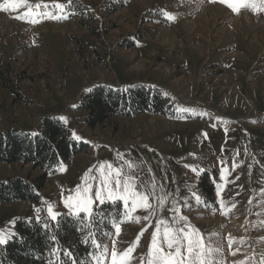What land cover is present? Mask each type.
<instances>
[{"label": "rangeland", "instance_id": "rangeland-1", "mask_svg": "<svg viewBox=\"0 0 264 264\" xmlns=\"http://www.w3.org/2000/svg\"><path fill=\"white\" fill-rule=\"evenodd\" d=\"M19 2L18 9L0 10V130L38 133L46 118L57 115L88 151L48 176L42 204L1 203L0 232L9 240L18 218H49L48 204L58 218L74 215L64 200L86 181L95 199L99 165L106 162L121 169L124 179L133 177L139 191L154 193L149 202L155 214L145 221L148 210L105 199L121 204L122 216L102 244L108 248L104 264H110L114 240L123 251L143 228L130 264H146L157 221L178 228L185 224L181 215L206 246L218 249L210 254L212 264H262L264 12L236 13L210 0ZM29 8L61 18H14ZM138 37L145 41L144 53L134 47ZM103 76L122 83L149 77L168 99L165 114L116 115L90 128L78 106L91 92L87 83ZM39 173L31 163H0V179ZM101 205L96 201L94 209ZM101 253L103 247L78 264H96L93 255Z\"/></svg>", "mask_w": 264, "mask_h": 264}, {"label": "trees", "instance_id": "trees-1", "mask_svg": "<svg viewBox=\"0 0 264 264\" xmlns=\"http://www.w3.org/2000/svg\"><path fill=\"white\" fill-rule=\"evenodd\" d=\"M167 100L161 91L142 84L117 88L104 83L94 86L78 110L86 112L85 124L94 129L116 115L165 114ZM87 151L88 144L78 142L64 121L56 117L46 118L38 133L16 127L0 130V163H31L40 170L37 176L0 179V204L16 200L42 204L41 192L48 176L63 161ZM204 189L209 187L204 185ZM121 207L119 203H103L95 209L92 221L83 214L62 215L56 221H50L45 215L39 221L18 218L15 233L6 244L0 245V264H69L68 257L61 252L52 254L56 249L70 251L78 264L99 250L88 239L90 233H94L100 245L107 241L111 226L122 216Z\"/></svg>", "mask_w": 264, "mask_h": 264}, {"label": "snow or ice", "instance_id": "snow-or-ice-1", "mask_svg": "<svg viewBox=\"0 0 264 264\" xmlns=\"http://www.w3.org/2000/svg\"><path fill=\"white\" fill-rule=\"evenodd\" d=\"M210 2H219L226 5L233 12L239 13L241 9H251L253 12H264V0H210ZM71 3V0H69ZM20 7L19 0H4V3H0V10L7 12L9 9H18ZM37 8L40 5H36ZM57 8L62 10L63 6L60 4L56 5ZM169 19H174L170 13H166ZM38 16H46L51 19H59L61 17L52 15L50 13L43 12H33L31 8L25 12L22 16H16V19H27L30 23L39 22ZM75 107V105H73ZM64 119V118H62ZM206 135V134H205ZM79 139V137H76ZM95 167V166H94ZM129 167L131 164L129 163ZM63 171L64 169L61 168ZM92 169L89 170L91 172ZM100 173V187L96 189L93 194L91 191V184L85 182V186L78 187L76 189L75 196H68L64 200V204L69 209H74V215L79 216L81 213L87 215L88 220L92 221L96 210L94 209V203L99 201L101 204L104 203L105 199L115 202L121 200L125 205L131 204V209L135 211L137 208H143L148 210L149 214L143 217V220L148 221L151 215L155 214L154 206L149 202V196L154 193H145L138 190V188L132 183L133 177L127 179L123 178L122 170L119 168H114L111 163H101L98 169ZM195 171V169H193ZM88 174H86L87 176ZM88 179H94L88 176ZM199 201V197H197ZM166 201L165 197H160V206L163 207ZM179 212L178 208L173 209ZM37 212L40 209H36ZM47 213L50 221H56L59 214L54 211L51 204L47 206ZM39 221L40 217H36ZM139 222L140 217L135 218ZM179 220L184 221L185 224L182 227L174 228L171 227L169 222L166 220L157 221L155 230L151 235V242L147 252L146 264H212L210 254L213 251H218V249H212L205 245V242L199 232L194 226L188 223V219L185 216H180ZM161 225H163V231L161 232ZM45 229L48 228V224L44 225ZM146 228L141 229L138 234L136 241L131 242L129 248L118 251L116 248V241L114 240L113 247L111 250L110 264H130L132 259L131 253L135 250L139 243V237L143 235ZM121 229L117 224L115 225V232L117 237L119 236ZM55 240V236L52 237ZM91 243L97 248L103 247V253L100 255H93V259L96 264H104L106 257L104 253L108 252L106 245L102 246L97 243L94 238V233L89 234L88 238ZM8 242V236L0 232V245L6 244ZM88 240H85L87 243ZM231 243V240H230ZM56 251L61 252L63 256L68 257L69 264H77V261L72 257L70 251H65L62 249H56L53 251L55 255ZM53 264V262H50ZM58 264V262H56ZM141 264H145L144 260H141ZM244 264V262H241ZM264 264V261H262Z\"/></svg>", "mask_w": 264, "mask_h": 264}, {"label": "crops", "instance_id": "crops-1", "mask_svg": "<svg viewBox=\"0 0 264 264\" xmlns=\"http://www.w3.org/2000/svg\"><path fill=\"white\" fill-rule=\"evenodd\" d=\"M136 42L134 44V47L136 48V50H140L144 48V45H145V41L141 38V37H138L135 39ZM139 53V58H141V53L139 51H137ZM144 49H143V53H144ZM104 60V59H103ZM101 61L104 63V61ZM115 81V82H114ZM100 83H107V84H110L112 86H123V87H127L128 85H130L131 83H143V84H147V85H151L150 84V79L149 77L142 79V78H139V79H135L133 81H126L125 83H122L121 81H117V80H110V79H104V76L103 78H97V79H94L92 81H90L89 83H87V85L85 86V88H89V90L93 89L95 85L97 84H100ZM159 87V86H158Z\"/></svg>", "mask_w": 264, "mask_h": 264}]
</instances>
